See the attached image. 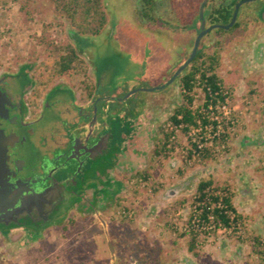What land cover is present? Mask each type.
<instances>
[{
    "label": "rangeland",
    "instance_id": "obj_1",
    "mask_svg": "<svg viewBox=\"0 0 264 264\" xmlns=\"http://www.w3.org/2000/svg\"><path fill=\"white\" fill-rule=\"evenodd\" d=\"M202 1L164 0L165 8L162 12V0H156L152 4L153 10L150 9L151 12L154 11L151 15L156 17L154 21L145 22L136 15L138 6H147L142 0H102L106 16L104 26L96 35H75V44L70 38L75 29L69 21L53 14L50 0H0V74L22 64H31L34 66L35 75L41 79L45 76L51 80L59 78L55 67L64 53L55 52L39 42L45 33V37L55 44L76 47L89 72L99 80L103 90L117 88L128 91L123 98L134 92L130 99L134 102L143 101L153 95L164 97L174 94V83L151 92L136 90L163 85L179 61L186 54H190L197 35L196 22ZM207 2L208 0L206 4ZM253 8L261 16L251 26L254 20ZM236 22L239 24L237 30L222 32L220 29H212L202 40V54L205 58L213 55L218 59L215 74L220 87L229 94V106L236 120L234 130L214 140L208 138L205 130L193 134L191 130L183 132L178 128L176 132L172 125V129L166 128V124L171 122L170 115L162 123V140L165 139L168 146L155 147L157 156L161 154L162 159H169L174 174L178 176L186 172H191L190 176H199L200 168L206 167L204 164L208 159H211L212 164L218 165L220 159L228 161L231 158V164H236L230 171L233 185L226 182L212 185V188L224 192L231 201L232 190L240 194L238 190L249 189L246 200L250 203L245 204V201L238 199V205L246 211L251 210L250 212L258 209L256 213L263 216L264 204L257 202L258 206L256 201L261 190L263 191L264 179L258 183L253 182V188L244 183L238 170L243 154L242 151L233 153L232 146H264V133L260 134L261 131L264 132V60L258 62L259 73L254 72V66H251V58L263 45L257 38L260 37L258 32L264 30V0L242 5ZM243 42L248 43L243 47ZM29 69L30 65L24 66L25 73ZM25 73L21 74L23 83L26 82ZM187 97L192 99L191 105H187L183 99L182 106L200 113L204 92L199 83L195 84ZM251 123L252 129L254 128L253 135L245 134L240 137V131H245ZM171 132L174 139L169 140L171 136L169 138L168 135ZM191 140L199 142L200 148L193 147ZM248 140L250 141L247 142ZM248 164L247 167L252 169L254 177H264L260 171L264 164H256L255 161ZM222 168L223 166L218 167L220 170ZM161 169L162 164H159L157 167H142L131 173L129 185L133 188V193H138V189L147 192L149 196L156 193L160 186L154 179L162 175ZM238 181L244 185L241 187ZM114 187H117L116 184ZM108 194V191L103 194L104 200L108 199ZM194 196L190 198L189 211L184 217L173 213L171 209L164 210L166 215L163 218L162 212L156 215L159 223L157 227L162 228V223H165L168 225L169 234H174L172 238L175 245L171 248L167 247L171 240L167 235H162V231L156 233L151 229H137L139 213L134 208V202L126 206L123 203L126 199L119 198L113 205L110 203L105 212L100 213V217L106 223L107 234L114 247L115 264H263L264 230L261 228L258 232L252 231L246 214L242 215L240 210L238 216L244 222L243 238L227 230L212 232L210 242H207L208 238L195 240L188 235L184 226L190 218ZM126 212H133L132 217L122 214ZM261 220L264 222V216ZM60 222L61 217H58L52 225L56 226ZM182 236L185 237L187 248L193 238V249L199 257L197 263L188 258L187 262L181 261L183 253L182 244L179 242L182 241L178 239H182ZM11 253L18 258H3ZM154 259L160 260V263L154 262ZM0 264H111V261L103 227L90 211L81 218L76 216V219L65 222L62 227L49 229L42 239L30 247L23 246L18 251L7 253L0 244Z\"/></svg>",
    "mask_w": 264,
    "mask_h": 264
},
{
    "label": "flooded vegetation",
    "instance_id": "obj_2",
    "mask_svg": "<svg viewBox=\"0 0 264 264\" xmlns=\"http://www.w3.org/2000/svg\"><path fill=\"white\" fill-rule=\"evenodd\" d=\"M142 1L147 4L141 8L146 14L138 19L154 21L156 16L150 11L154 0ZM164 8L162 0V12ZM252 11L251 24H256L261 13ZM196 26L198 33L199 19ZM75 35H70L74 43ZM258 36L263 45L251 58V66L259 73L264 30ZM203 38L198 51H203ZM243 43L244 47L248 42ZM74 50L83 59L76 47ZM188 56L179 61L165 83ZM192 61L168 84L174 83V94L137 102L130 100L134 92L123 98L128 91L103 90L89 69L85 77L92 81L90 97L82 76L41 79L31 64L0 74V244L5 252L30 247L49 229L85 216L92 205L108 203L109 196L104 200L103 194L113 189L133 156L136 164L143 166L157 151L155 146H168L162 140V123L188 100L182 79ZM26 65H30L28 73L24 72ZM155 88L136 91L158 90ZM58 217L60 224L53 226ZM13 256L18 258L12 253L3 258Z\"/></svg>",
    "mask_w": 264,
    "mask_h": 264
},
{
    "label": "crops",
    "instance_id": "obj_3",
    "mask_svg": "<svg viewBox=\"0 0 264 264\" xmlns=\"http://www.w3.org/2000/svg\"><path fill=\"white\" fill-rule=\"evenodd\" d=\"M252 124L253 123L248 124L247 129L245 131H240L241 133L240 137L242 135L244 136L245 134L253 135L254 128L252 129ZM261 133H264V132L261 131L260 134ZM249 141L250 140H248L247 142ZM232 148H233V153L235 154H236V151L237 152L242 151L243 156L241 157V160H239L238 170L242 174L244 183L250 184V188L251 187L253 188L254 187L253 182L258 183V181L260 180L263 181L264 177L260 178L259 177L260 175L254 177L253 174L251 173L252 169L250 167H247V165H249L248 164L249 162L252 163L254 161L256 164H261V163L264 164V146H261V147L260 146H232ZM156 156H157V153L154 152V155L153 156L150 155L148 162L146 163V165H143V166L137 165L135 157L133 156L130 159L131 160L130 163L128 162L127 164H125L126 171L123 172L124 174H121L120 178L118 177L117 179H115V184L117 187H114L113 190L109 191L110 192L108 195L109 202L108 203L103 202L102 205L98 208H100V213L102 214V212H105V210L107 209L110 203H111L110 205H113L112 203L118 202L119 198L126 199V201L123 202L126 206H130L131 203L134 202L133 204L136 206V207L134 206V208L139 213V218L136 221L137 229L141 231L146 230V229H151L153 231H156V233H159L162 231V235H167V237L171 240V242H169V244L167 245V247L171 248L173 247L172 245H175L174 244L175 242H173L174 238H172L174 234H169L170 231H169L168 225H166L165 223H162V228L157 227V224H159L157 223L158 221L157 216L159 215V213L162 212V218H163V216L166 215L164 214V210L171 209V211L173 210V213L175 212L177 215H182V217H184V215L188 213L189 211L190 198L195 195L197 184L202 180L203 181L211 180L212 185H220L226 182L231 185L234 181L232 182V180L230 179L231 177L230 171H231V167H235L236 164L235 163L233 165L231 164L232 163L231 158L228 161L226 160L221 161L220 159V163L218 165H216L215 163L212 164L211 159H208L207 163L204 164L206 165V167L202 166L200 168L201 172L200 174L197 173L199 174V176L196 175V178L192 180L190 188L184 189V190L182 189L178 193H174L171 190L172 187H175L179 185L180 183H182L183 181H185L188 177H190L191 172L183 173L182 176L175 175L174 169L171 168L172 164L170 163L169 159L164 160L162 159L161 155H158L157 157ZM229 157H231V155ZM159 164L160 165L162 164V169H161L162 175L155 177L154 182L158 183V185L160 186L159 187L160 189L156 193H154L152 196H149L147 192H143L142 189L135 188V189H138L139 192L134 194L132 190L133 188L129 185V178H130L129 175H131V173H134L140 170L142 167H148V168L150 166L157 167L159 166ZM219 166H223L222 170L218 169ZM233 169H234L233 171L235 172V168ZM260 169H261L260 170L261 174L264 175V168L261 167ZM244 183L241 184V182L238 181V184L241 187L242 185H244ZM263 191H264V187H263ZM263 191L261 190L260 192L261 194L258 197V200L256 201V204L258 206H259L258 204L259 202L261 203L260 205L264 204V202H262L264 200V193H262ZM232 192H233V197H232L231 204L236 209L237 213H239V210H240V213L242 215L243 213L246 214V217L249 220L250 229L254 232H258L261 228H263L264 230V222L261 220V217H263L264 215L260 216V213L258 215L256 213L258 209L250 212L251 210L246 211L245 209L241 208L240 205H238V202H237L238 199L245 201V204L250 203L249 200H246L247 199L246 195L249 193V189L247 190L246 188H244V190H238V193L240 194H236L234 190H232ZM258 206H256V208H258ZM261 215H262V212H261ZM169 219H171V217ZM166 220L167 218L165 219V221ZM184 239H185L184 236H182V239H178L182 241V242H179L180 244H182L181 252L183 253L182 257L180 258L181 261L187 262V260L189 259L197 263L199 257L195 253L196 250L192 249L191 251H188V248L186 247V241H184ZM211 240H212V237L207 242H210ZM162 242H163V239H162ZM207 247H209V245H207ZM200 260H202L201 257H200Z\"/></svg>",
    "mask_w": 264,
    "mask_h": 264
},
{
    "label": "trees",
    "instance_id": "obj_4",
    "mask_svg": "<svg viewBox=\"0 0 264 264\" xmlns=\"http://www.w3.org/2000/svg\"><path fill=\"white\" fill-rule=\"evenodd\" d=\"M155 1L156 0H154V3ZM239 1L241 0H208L205 6L206 20L208 25L228 24L232 17L234 6ZM50 3L52 5L53 14L58 18H63L69 21V24L75 29L74 33L77 35H96L105 24L106 16L102 0H50ZM141 8L143 7L138 6L136 15L143 19L142 16L146 13L142 12ZM157 8H159V6H157ZM145 22L149 21L145 20ZM238 28L239 24L235 22L228 31L237 30ZM222 32L225 31L222 30ZM39 42L44 44L47 48L51 47L55 52L64 53L59 58V61L55 67V71L60 76H64L66 78L74 75L85 78L87 96L90 97L93 91V85L92 81L85 77L88 66L83 59L76 55L74 48L70 44H55L45 37V33H43L39 39ZM217 66L218 59L215 56L205 58V56L202 54V51L199 50L192 61L189 70L183 74V88L187 93H190L193 90L196 83H199V85L202 87L204 92V102L202 105L203 108H206L210 102L215 103L216 100H222L220 95V83L215 74V68ZM207 88L209 89L210 93L206 90ZM209 94L212 96L214 95V98L212 99ZM191 102L192 99L188 98L187 105L190 106ZM200 119L202 124L206 123V120L202 119V115L200 113L193 112L188 107L179 108L170 117V121L174 125H184L182 128L183 132H187L190 126H196V121ZM211 186V180L200 181L196 188L197 199L203 200L205 198L206 189L210 188ZM216 200L217 199L215 198L212 199L213 202H216ZM223 204L226 205L227 208L234 211V208L231 204V199L229 197L223 199ZM205 213L206 209H204L203 215H205ZM214 213L222 221V223H224V225L227 224V220L222 214H219L218 210H215ZM256 247L257 246L254 247V252L257 251ZM192 249L193 238H191V241L189 242L188 251H191ZM147 262L148 261H146V263ZM154 262L160 263V260L158 261V259H156ZM262 263L264 264V257H262ZM150 264L153 263L150 262Z\"/></svg>",
    "mask_w": 264,
    "mask_h": 264
},
{
    "label": "built area",
    "instance_id": "obj_5",
    "mask_svg": "<svg viewBox=\"0 0 264 264\" xmlns=\"http://www.w3.org/2000/svg\"><path fill=\"white\" fill-rule=\"evenodd\" d=\"M206 90L210 93L208 88ZM209 95L212 99L214 98V95ZM220 95L222 100H216L215 103L210 102L206 108L201 107L202 111L200 114L202 115V119L206 120V123L202 124L201 119L197 120L196 126H190L188 131L191 130L194 134L195 132L200 133L202 130H205L208 132V138L210 137L211 140H214L221 138L226 134H230L234 130L236 120L233 117L232 110L229 106V94L221 88ZM171 125L176 128V132L178 128H181L182 130L184 127L183 124L176 126L170 122L166 124V128H170ZM168 136L169 138L171 136L169 140L174 139L172 132ZM192 146L200 148L199 142H195L194 140L192 142ZM193 152H195V150H193ZM226 197L227 196L224 192L214 189L212 186L206 189L205 198L203 200H198L195 193V196L193 197V205L191 207V215L188 222L184 226V231L188 235L195 238V240L207 239L215 230L233 231L239 237L243 238L244 222L238 216L235 209L232 211L223 204V199ZM213 198L217 199L216 202L212 201ZM204 209H206L205 215H203ZM215 210H218L219 214H222L225 217L227 220L226 225H224V223H222V221L215 215ZM122 214L127 217H132L133 212H126Z\"/></svg>",
    "mask_w": 264,
    "mask_h": 264
},
{
    "label": "water",
    "instance_id": "obj_6",
    "mask_svg": "<svg viewBox=\"0 0 264 264\" xmlns=\"http://www.w3.org/2000/svg\"><path fill=\"white\" fill-rule=\"evenodd\" d=\"M207 0H203L202 3L200 4L199 7V16L198 19L201 21V27L199 32L197 33L194 42H193V46L191 49V52L189 54V56L187 57V59L182 63V65L176 70V72L173 74V76L171 77V79L165 83L164 85H162L161 87H157L155 89H159V88H163L164 86L168 85L176 76H178L189 64L190 62L194 59V57L197 54L198 51V47H199V43L201 41V39L212 29H220V30H224V31H228L236 22L237 19V15H238V11L239 8L246 4V3H251L254 2L256 0H241L239 2H237L234 6V10H233V14L232 17L229 21L228 24L226 25H221V24H213L209 27H206V13L204 14V6L206 4ZM143 90V89H141ZM94 112H96V107L94 106ZM196 178V175H192L190 177H188L185 181H183L182 183H180L179 185L172 187V191L174 193H178L180 190H184V189H188L190 188V185L192 183V180ZM105 185V182H103L102 186ZM91 210L94 214V216L99 220V222L101 223L105 236H106V241H107V249L110 255V261L111 264H115L116 263V259H115V253H114V247L112 246L111 241L109 240L108 234H107V230H106V223L104 220H102V218L100 217V208H98V206H94L92 205Z\"/></svg>",
    "mask_w": 264,
    "mask_h": 264
}]
</instances>
